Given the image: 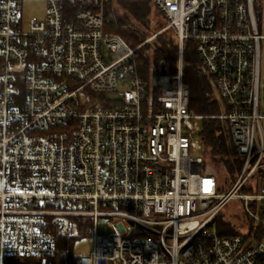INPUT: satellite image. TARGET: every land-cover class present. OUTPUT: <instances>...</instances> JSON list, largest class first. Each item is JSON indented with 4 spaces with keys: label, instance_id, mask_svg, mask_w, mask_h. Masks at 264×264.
<instances>
[{
    "label": "built area",
    "instance_id": "1",
    "mask_svg": "<svg viewBox=\"0 0 264 264\" xmlns=\"http://www.w3.org/2000/svg\"><path fill=\"white\" fill-rule=\"evenodd\" d=\"M109 1L69 15L66 0H45L26 27L24 0H0V264H264L256 0H151L178 62L147 80L135 54L153 38L132 48L106 32ZM186 41L214 79L217 116L190 108ZM212 118L230 127L234 180L202 170ZM225 209L232 236L211 231ZM81 239L91 249L75 254Z\"/></svg>",
    "mask_w": 264,
    "mask_h": 264
},
{
    "label": "trees",
    "instance_id": "2",
    "mask_svg": "<svg viewBox=\"0 0 264 264\" xmlns=\"http://www.w3.org/2000/svg\"><path fill=\"white\" fill-rule=\"evenodd\" d=\"M101 0H66L65 10L70 15L80 10L96 11ZM109 3L105 5V31L121 36L132 48L141 45L150 34L151 0H118L126 16L122 19ZM254 8L258 4L254 2ZM159 34L154 42L147 43L136 51L135 61L139 74L143 79L151 76L171 75L177 72L178 44L171 31ZM184 81L190 89V108L202 116H217L221 113L220 102L216 97L214 79L206 75L203 63L197 56L193 43L184 44ZM204 147V167L208 173L224 175L234 180L235 173L241 165L236 147L232 140L230 127L227 122L218 119H205L199 133ZM89 222V221H88ZM215 232L222 236L237 234L234 227L223 220L220 215L215 220ZM79 237L83 232L79 230ZM77 237V238H79ZM71 238L66 247L71 250V243L77 239ZM70 246V247H69ZM65 247V248H66Z\"/></svg>",
    "mask_w": 264,
    "mask_h": 264
},
{
    "label": "rangeland",
    "instance_id": "3",
    "mask_svg": "<svg viewBox=\"0 0 264 264\" xmlns=\"http://www.w3.org/2000/svg\"><path fill=\"white\" fill-rule=\"evenodd\" d=\"M137 1V0H133ZM256 3L258 4V7L261 9L262 15H263V24H262V33L264 34V0H256ZM111 7L117 12V15L120 18H124L126 16L125 12L118 6V0H111L110 3ZM45 7L46 3L45 0H24V6H23V18L25 26H28V22L32 18H38L41 19L44 16L45 13ZM150 25H151V31H153L150 36L147 39H152L150 43L154 42V39L157 37L158 34H168V37L171 38L169 35V32L166 30V22L162 15L154 8H151V15L149 16ZM262 68H261V79H262V93L264 88V57L262 60ZM216 97L219 98V95L216 92ZM220 102L221 99L219 98ZM218 100V101H219ZM221 108V104H220ZM230 210H226L223 212V217L226 219L227 214ZM108 221L106 219H100L99 220V227L98 232L101 235H107L110 233V229L107 227ZM216 226L214 225L213 228H211L212 232H215ZM91 249V243L87 239H81L75 243L74 246V253L75 254H86Z\"/></svg>",
    "mask_w": 264,
    "mask_h": 264
}]
</instances>
